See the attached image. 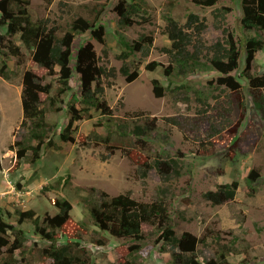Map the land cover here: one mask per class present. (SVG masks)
Listing matches in <instances>:
<instances>
[{"label":"rangeland","instance_id":"rangeland-1","mask_svg":"<svg viewBox=\"0 0 264 264\" xmlns=\"http://www.w3.org/2000/svg\"><path fill=\"white\" fill-rule=\"evenodd\" d=\"M240 1L220 0L214 7L202 9L190 1L178 0L172 14L183 23L191 12L205 19L208 27L202 37L210 45L226 35L214 26V10L230 5L232 11L227 14L226 27L239 41L253 35L240 24ZM147 2L149 21L121 28L113 11L117 0H31L33 17L48 19L50 25L64 26L73 17L80 14L92 17L94 9L103 8L101 20L106 27L105 43L97 41L90 32L78 34L73 44V62L78 48L92 42L100 63L108 71L115 72L102 80L104 97L116 117L121 122L122 119L140 122L156 116L158 128L144 150L151 164L146 171L145 166L127 156L126 151L133 148V139L115 130L116 126L109 128L101 112L91 110V116L75 123V141H63L59 134L69 118L65 106L59 112H49L48 119L55 127V145H45L37 162L26 158L16 168L15 151L10 145L25 134V128L21 126L23 73L32 70L43 83L55 80V76L48 75L47 70L32 60L30 50L16 36V43L25 53L24 59L18 63L19 59L11 57L8 61L10 79L0 76V208L3 215L12 223L18 218V211L31 209L43 219L47 214L58 212L52 198H66L73 204L74 220L88 229L81 244L90 251L97 264H120L128 258L135 264H172V251L176 248L162 239V230L158 226L144 224L145 238L131 241L112 236L95 225L89 207L99 201L102 193L110 196L127 193L140 201H163L176 235L188 231L199 238L196 250L200 261L210 260L219 248L226 246L230 264H264V92H254L243 74L246 51L240 49V65L233 71L241 82L238 91L220 85L217 82L220 73L212 69L173 78L165 77L162 67L151 72L146 68L147 63L169 64L170 58L164 47L170 45V40L164 34L166 0ZM118 31L130 41L142 33L154 36L151 52L146 58L142 56L139 76L133 81H128L120 72L123 60L119 57L122 51ZM139 57L140 53L128 60L131 71L136 68ZM263 70L264 51H257L252 72L258 75ZM153 78H159L167 87L164 96L154 95ZM70 84L72 89L65 96V104L80 97L76 70ZM229 99L233 100L231 123L240 121V142L234 147L233 157L229 156L228 146L211 143L208 135L211 123L207 118L224 119L227 113L222 106H228ZM128 112L143 114L131 118L127 116ZM169 116L189 118L190 122H197L198 127H189L183 132L166 121ZM109 134L111 140L107 142L105 139ZM80 135L88 138L89 143L83 144ZM205 151L213 153L202 155ZM157 157L177 159L176 169L170 174L159 172L153 163ZM253 169L259 176L250 185L247 179ZM233 181L239 183L234 199L213 204L205 197L208 190ZM20 227L27 232V240L22 249L16 250V261L9 260V263L50 264L51 260L38 252L48 242L35 232L33 223L26 221ZM100 241L105 242L101 244ZM133 244H139V250L131 253ZM8 259L6 247L0 248V264H7Z\"/></svg>","mask_w":264,"mask_h":264},{"label":"trees","instance_id":"trees-1","mask_svg":"<svg viewBox=\"0 0 264 264\" xmlns=\"http://www.w3.org/2000/svg\"><path fill=\"white\" fill-rule=\"evenodd\" d=\"M178 0H166V13L164 34L170 40V45L164 47V52L169 55L170 62L164 65L157 61L147 63L146 68L154 72L162 67L163 74L167 78L173 76L188 77L197 71L212 69L220 73L217 82L231 91L241 89V82L235 77L233 71L240 65V49L246 51L245 69L243 74L250 87L255 92H264V70L255 75L252 65L257 51H264V0L240 1V24L247 32L253 35L241 40L236 38L226 27L227 14L232 11L230 5H222L214 10V26L221 29L224 34L222 40L208 45L202 35L208 24L205 19H200L197 13L191 12L187 20L180 22L172 14V8ZM202 9L214 7L220 0H187ZM113 11L118 16L121 28L132 27L150 19L149 3L147 0H117ZM92 17L80 14L70 19L64 26L50 25L48 19H35L31 11V0H0V76L10 79V67L8 61L16 57L18 63L22 62L25 53L16 43L15 37L19 36L25 47L30 50L32 60L47 70V74L55 76L53 82L43 83L32 70H25L22 78L21 103L23 119L21 126L25 128V134L10 145L15 151V166L19 168L22 160L29 158L31 162H37L42 157V149L45 145L54 146L55 127L49 119V112H59L66 108L69 116L60 137L63 141L74 142L76 137L75 123L86 116H91V110L101 112L107 125L116 126L123 136L133 139V148L126 151L127 156L134 162L145 166L146 171L151 167L148 155L144 154L148 140L158 128L156 116L137 121L118 119L114 110L104 97V83L102 78L106 75H115L114 71H108L100 63V57L92 42L81 45L73 62V44L75 37L80 33L90 32L91 36L100 43L106 40V27L101 20L103 8L94 9ZM119 45L123 60L121 74L128 81H133L139 76V66L142 64L153 46L154 36L142 33L132 41L118 31ZM140 53L136 68L130 70L128 60ZM143 56V57H142ZM74 63V67L72 64ZM79 74L80 97L74 98L65 104V96L71 91L70 79L74 71ZM153 93L156 97L166 94L165 87L159 78L152 79ZM42 95L45 98L42 99ZM241 98V95L238 94ZM232 99L227 101L228 106H222L226 110V117L220 121L207 118L211 125L208 131L210 142L217 145L223 144L230 148L229 156L235 154L234 147L240 142V121L231 123ZM243 105V101H241ZM143 112L127 113L131 118L142 115ZM186 117L169 116L166 121L180 128L183 132L189 127L196 128ZM198 119V118H197ZM198 121V120H197ZM199 123V122H198ZM238 134V135H237ZM83 144H88L89 139L80 135ZM111 140L109 134L105 141ZM205 151L202 155L212 154ZM154 165L159 172L170 174L177 167V159H161L157 157ZM259 176L256 169L250 172L248 182ZM238 181L219 184L217 189L208 190L205 197L213 204H223L235 198L238 190ZM97 203L89 207L91 217L95 225L102 231L112 236L131 241H140L145 237L143 225L158 226L162 230V239L176 248L172 251V264H230L228 261V247L222 246L215 256L206 262L199 260L197 245L199 238L191 232H183L177 236L171 225V219L166 204L163 201H140L130 194L121 193L110 196L102 193ZM52 203L58 208L54 215L47 214L43 219L36 216L34 210L18 211V218L8 222L0 208V248L6 247L9 259L15 260L16 250L22 249L27 240V232L20 227L26 221L34 225L35 232L41 236L47 245L38 249L44 258L51 260L50 264H97L90 251L81 244L84 234L88 233L86 226L74 220L72 217L73 204L66 198H52ZM59 234L65 236L61 237ZM12 238V240H11ZM105 241H100L103 244ZM37 245V244H36ZM139 244L130 246V251L137 252ZM16 261V260H15ZM120 264H135L129 258Z\"/></svg>","mask_w":264,"mask_h":264}]
</instances>
